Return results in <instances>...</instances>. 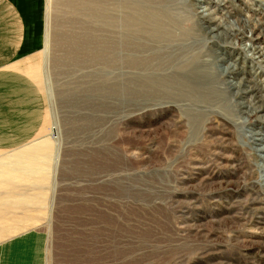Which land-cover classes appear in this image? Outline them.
I'll return each mask as SVG.
<instances>
[{
  "label": "rangeland",
  "instance_id": "rangeland-1",
  "mask_svg": "<svg viewBox=\"0 0 264 264\" xmlns=\"http://www.w3.org/2000/svg\"><path fill=\"white\" fill-rule=\"evenodd\" d=\"M65 1L78 2L0 0V36L9 34L8 46L19 48L0 51V264H264V162L253 140L264 136V111L247 116L236 104L244 96L224 82L241 74L233 80L218 63L212 66L223 104L217 95L198 106L204 98L184 94L186 83L174 76L161 104L117 109L111 102V111L92 114L83 105L74 113L59 99L93 68L58 64L78 44L81 25L63 10ZM177 4L189 11L174 35L199 39L202 20L215 26L200 18L205 6L226 23L235 21L224 40L196 41L188 49L207 62L215 49L237 53L264 30V0ZM56 16L67 20L58 26L62 49L50 46L53 40L44 46ZM23 69L39 78V94L30 92ZM40 106L42 117L32 113ZM91 114L99 121L87 126L81 117Z\"/></svg>",
  "mask_w": 264,
  "mask_h": 264
},
{
  "label": "bare ground",
  "instance_id": "bare-ground-1",
  "mask_svg": "<svg viewBox=\"0 0 264 264\" xmlns=\"http://www.w3.org/2000/svg\"><path fill=\"white\" fill-rule=\"evenodd\" d=\"M24 1L21 0L20 3ZM177 1L78 0L77 4L73 1L69 2V5L65 1L64 6L66 5L68 9L63 8V10L72 11V15L75 17L74 20L81 23L80 31L83 32L80 33L79 31L80 34L75 35L74 42L77 40L78 44L74 43L70 47L67 55L68 59L67 57L63 58L62 61L64 62H62L59 58L56 62L60 61L58 64L61 67L66 65L75 66L79 63L82 66H90L93 70L84 75L83 78L87 80L83 81V84H79L76 89L69 90L67 95L66 92L62 94L61 100L59 99L61 102L58 104L60 106L63 102L68 104L67 108L74 113L80 112L83 105H88L87 107L92 114L98 113L101 109L111 111L113 109L111 102L118 105L117 109L125 105L145 102L146 100H154L158 102L157 104H161L162 94L166 91L163 88H170L169 83L171 77L174 76L186 83L182 91L185 92L184 94H192L195 98L199 95L204 98L199 99L198 106L204 100L206 102L203 103H209L214 102L216 99H220L219 103L223 104L224 99L220 97L218 91L220 88L217 83L218 77L215 76V78L210 71L215 68L212 66L218 63L217 67L221 73L224 72L227 77L230 76L233 80L235 74H241L239 81L226 80L224 84L229 85L234 95L244 96V101L239 100L236 103L241 105L243 112L248 116L255 110L264 111V46L260 43L257 44L261 40L264 41V30H261L255 38L250 39L252 41L251 45L245 43L244 48L237 53L231 49L227 55L224 51L220 52L219 49H215L214 54L216 57H214V61L207 62V59L201 58L202 53L199 56H192L189 55L188 49L193 45L195 46L196 41H199L201 45L204 40L216 38L219 41L224 40L232 35L229 30L232 29V24L235 21L226 23L216 18L213 12L205 6L200 10V18L215 22V26H208L202 20L203 24L200 22L199 26L205 30V33L199 39L197 36H193L195 34L190 37L187 36L188 33L174 35V32H176V30H173L174 27L178 25V22L186 20V12L189 11V9L177 4ZM204 1L202 0V2ZM34 7L31 6L30 10L26 8L25 12L31 11ZM57 8L60 10L61 7L58 6ZM23 12L20 11V13ZM15 18H12V20ZM65 21H67L65 16L60 19L56 16L52 39L50 40V34L47 32L44 37V46H49L53 40L50 46L62 49L63 44L59 41L62 31L58 26ZM36 24H39L38 15L33 22L34 26ZM250 34L252 35V32ZM250 34L245 33L244 36L251 38ZM254 40H258V42L253 43ZM48 46L44 51L49 56L47 57L49 63L50 51ZM232 56H235V58H232ZM230 59H233L235 63H229ZM177 61L180 67H175ZM170 69L173 70L165 73ZM21 72L29 76L30 92L39 94V78H32L25 69ZM34 74L36 77L37 69L34 70ZM70 74L72 76L74 72ZM47 75V78H49V72H47ZM1 86H3V83H1ZM181 87L177 86L176 90L179 91ZM49 88L48 91H50V96L53 99L51 84ZM10 89L4 90L7 97L11 96ZM217 95L219 98L215 97ZM54 102L53 99L51 104L53 117H55V124L57 125L58 118L56 117L57 111ZM34 104H37V102ZM37 107L39 106L35 108ZM43 110L41 107L39 111L36 110V113L42 117L45 113ZM263 117L264 115H262ZM81 120L87 126L99 121L94 120L93 115L81 117ZM260 134L261 132L257 133L253 138L254 144L257 146L254 149L264 162V136Z\"/></svg>",
  "mask_w": 264,
  "mask_h": 264
},
{
  "label": "crops",
  "instance_id": "crops-1",
  "mask_svg": "<svg viewBox=\"0 0 264 264\" xmlns=\"http://www.w3.org/2000/svg\"><path fill=\"white\" fill-rule=\"evenodd\" d=\"M12 18H14L15 16H11ZM11 18V19H12ZM16 21H17V19H16ZM12 33V32H11ZM10 33V34H11ZM8 35L9 34H5L3 37L2 36H0V51H4V50H7V51H11V50H17V49H19V48H13V47H9L8 45H9V43H8V40L6 39V37H8ZM2 38H5V39H2ZM8 43V44H7ZM2 47H8V49H6V48H2ZM23 47H21V49H22ZM2 78H4V77H2ZM6 81V80H5ZM8 99H10L11 97L9 96V97H7ZM12 101H13V99H12ZM33 101H34V99H33ZM10 105H11V103H10ZM10 105H8V106H6V107H10ZM29 105H31V107H33V108H35V105H33L32 103H30ZM5 107H3V109H4ZM3 113V112H2ZM32 113L33 114H37L36 112H34V109L32 110ZM32 113H31V117H32ZM4 114V113H3ZM34 116H36V115H34Z\"/></svg>",
  "mask_w": 264,
  "mask_h": 264
}]
</instances>
